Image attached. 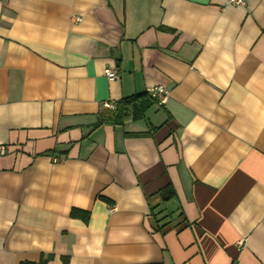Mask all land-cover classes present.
Wrapping results in <instances>:
<instances>
[{"label":"crops","instance_id":"0c3cea01","mask_svg":"<svg viewBox=\"0 0 264 264\" xmlns=\"http://www.w3.org/2000/svg\"><path fill=\"white\" fill-rule=\"evenodd\" d=\"M0 146V264H264V0H0Z\"/></svg>","mask_w":264,"mask_h":264},{"label":"trees","instance_id":"16d2710c","mask_svg":"<svg viewBox=\"0 0 264 264\" xmlns=\"http://www.w3.org/2000/svg\"><path fill=\"white\" fill-rule=\"evenodd\" d=\"M144 91L139 94H134L131 96L124 97L120 99L117 104H115L114 110H107L108 119L112 124H123L129 118L141 117L145 105L156 104L161 106L162 104H157L156 98L149 96V93ZM148 94V95H147ZM154 99H152V98ZM148 103V104H147ZM135 136H148L151 132H139L134 133ZM160 196L163 200H167L172 196L173 189L170 184H167L164 188L159 190ZM71 215L74 216V210L71 211ZM87 217V213L84 212L83 218ZM45 262L40 260L38 263H21V264H44Z\"/></svg>","mask_w":264,"mask_h":264},{"label":"built area","instance_id":"2783aa9c","mask_svg":"<svg viewBox=\"0 0 264 264\" xmlns=\"http://www.w3.org/2000/svg\"><path fill=\"white\" fill-rule=\"evenodd\" d=\"M229 4L233 5H244L245 0H228ZM105 75L108 79H115L116 78V72L112 69L106 68L104 70ZM150 96L156 98L157 104H162L166 100V91L163 86L156 85L150 87L148 90H146ZM103 108L114 110L115 109V103L110 101H105L102 103ZM5 152V148L3 146H0V153L3 154Z\"/></svg>","mask_w":264,"mask_h":264},{"label":"bare ground","instance_id":"6f19581e","mask_svg":"<svg viewBox=\"0 0 264 264\" xmlns=\"http://www.w3.org/2000/svg\"><path fill=\"white\" fill-rule=\"evenodd\" d=\"M146 91V90H145ZM147 93V92H146ZM148 95V94H147ZM150 96V95H149ZM152 98V97H151ZM152 99H154V98H152Z\"/></svg>","mask_w":264,"mask_h":264}]
</instances>
